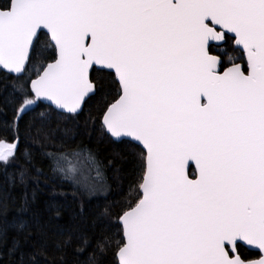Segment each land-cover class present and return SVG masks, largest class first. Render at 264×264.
Returning <instances> with one entry per match:
<instances>
[{
	"label": "snow or ice",
	"instance_id": "1",
	"mask_svg": "<svg viewBox=\"0 0 264 264\" xmlns=\"http://www.w3.org/2000/svg\"><path fill=\"white\" fill-rule=\"evenodd\" d=\"M0 252L264 264V0H0Z\"/></svg>",
	"mask_w": 264,
	"mask_h": 264
},
{
	"label": "trees",
	"instance_id": "2",
	"mask_svg": "<svg viewBox=\"0 0 264 264\" xmlns=\"http://www.w3.org/2000/svg\"><path fill=\"white\" fill-rule=\"evenodd\" d=\"M79 139H83L85 141V143H88V138L86 136H81L79 137ZM94 143V141H93ZM109 152H110V147L109 146H106V145H101L100 146V155L102 158H106L108 157L109 155ZM113 186H115V182L113 181ZM48 199V195H47V189L43 190V191H40L37 193V209L39 210H42L43 209V206H44V202ZM57 199H60L62 203H65L66 205H68L69 207H72L74 205L71 204L70 201H63L62 198L60 197H57ZM102 203V200H97V199H93L90 204H89V209H94L95 206L97 204H100ZM15 213L14 212H10L9 213V219L12 218V216H14ZM14 233H11L9 234V241H11V236L13 235ZM0 264H9V259H8V256L3 253V252H0Z\"/></svg>",
	"mask_w": 264,
	"mask_h": 264
}]
</instances>
